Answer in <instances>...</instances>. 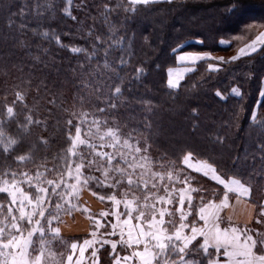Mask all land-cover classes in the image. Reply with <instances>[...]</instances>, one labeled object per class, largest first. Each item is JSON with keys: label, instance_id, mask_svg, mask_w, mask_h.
<instances>
[{"label": "trees", "instance_id": "obj_1", "mask_svg": "<svg viewBox=\"0 0 264 264\" xmlns=\"http://www.w3.org/2000/svg\"><path fill=\"white\" fill-rule=\"evenodd\" d=\"M105 6L111 11L106 12ZM131 7L129 0H72L71 4L68 0H0V121L5 122V135L17 140L7 152L0 144V180H11L6 173L34 175L38 166L40 171L62 166L61 157L71 147L67 120L75 125L82 113L105 107L119 85L122 92L114 101L118 108L99 114L107 116L108 126H119L123 136L131 133L132 142L139 141L142 148L147 144L154 167H181L183 155L192 151L197 159L215 166L224 179L251 184L255 217L249 229L254 236L264 233V48L227 64L221 61H230L241 46L264 31V0H161L137 5L135 12L125 10ZM73 47L86 52L73 53ZM185 51L208 53L211 58L198 61L177 89H169L168 72L178 66V53ZM121 59L126 63L121 65ZM17 92L24 100L13 105ZM6 105L14 107V117L7 116ZM29 114L42 123L30 125L25 132L17 125ZM71 131L74 135V127ZM21 155L27 159L19 161ZM189 174L197 189L192 192L191 222L201 196L205 203H218L225 189ZM46 175L54 178L52 173ZM84 188L74 199L76 204H82ZM86 189L95 192L93 197L101 204L107 199L101 201L100 196H119L121 191L95 182ZM0 203H9L6 194H0ZM173 206L168 207L176 210ZM200 242L202 238L193 245ZM123 250L117 244L113 253L110 244L104 245L98 252L100 264L114 260Z\"/></svg>", "mask_w": 264, "mask_h": 264}, {"label": "snow or ice", "instance_id": "obj_2", "mask_svg": "<svg viewBox=\"0 0 264 264\" xmlns=\"http://www.w3.org/2000/svg\"><path fill=\"white\" fill-rule=\"evenodd\" d=\"M68 2L71 4L72 0ZM129 2L132 7L125 10L135 12V6H147L156 3L157 0H129ZM167 2L171 3L172 0ZM105 11L111 9L105 6ZM72 19L75 20L76 17L73 16ZM20 27L23 29L26 25ZM43 35L48 36V32ZM97 41L99 42V37ZM258 48H264V32L256 36L250 44L240 48L239 54L233 56L230 61H224L223 58L221 61L225 64L230 63L240 56L257 52ZM70 51L79 53L86 52V49L73 47ZM105 55L107 56V51ZM210 58L197 53H186L180 55L178 60L195 64L197 61ZM120 63L123 65L126 61L121 59ZM105 66L107 67V64ZM208 67L213 69L211 64ZM193 70L186 68L184 72ZM182 79L183 73L170 69L168 88L177 89ZM232 91L240 95L238 89L233 88ZM121 92V87L115 86L111 96L105 100V107L97 108L96 113L93 114L82 113L75 125L71 119L67 120V135L71 140V147L67 149V154L61 157L62 166L45 168L44 171H40L38 166L34 175H30L27 171L19 174L6 173L5 175L11 176V180H0V194H6L9 198L7 205L0 203V216H3V219H0V264H61L50 247L52 241L58 239L60 234L59 227H53V223L61 222L62 213L70 215L79 208V205L73 201L78 199L81 188L87 187L90 182H95L98 187L112 188L114 191L126 184L127 187L122 193L125 198L122 200L117 199L115 194L99 197L101 201L107 199L113 204L112 209L101 212L100 217L112 216L113 221L100 219L94 221L97 231L107 224L112 231L103 235H119L120 239L119 241L96 239L97 231H93L90 233L93 238L84 239L79 245V258L76 259L75 264H81V261L86 259L85 252L89 248L92 249L91 257L94 258L92 264H98L99 248L96 245L99 244L100 248H103L104 245L110 244L112 252L115 253L118 243L132 251L122 258L116 254L114 264H133V261L137 264H264V233L257 232L254 236L251 229L233 225L230 217L228 225L221 226L223 219L220 212L228 207V194L236 193L238 200L240 197H248L252 192L251 184H246L240 179L225 181L218 174L215 166L205 160L197 159L192 151L186 152L182 157V163L186 167L202 173L205 177L223 185L225 189L219 203L212 200L205 203L204 197L201 196V206L197 209L196 218L189 222L188 217L192 215L193 208L192 192L197 191L190 188L192 178L185 175L182 181L185 187L176 189L173 185L171 191L168 184H164L166 195H155L151 190L159 191L157 178L163 181L164 176L151 170L152 161L147 154V144L141 148L139 141L132 143L131 133L123 136L119 126L109 127L107 116L99 115L118 108V104L114 101L119 98ZM23 100L24 95L17 92L16 100L12 104L15 105L17 101L23 103ZM5 107L8 117L16 115L13 106ZM89 115H91L90 120L87 119ZM4 123L0 121V144L4 145V151L7 152L17 140L5 135L2 127ZM41 123L29 114L24 117V122L18 123L17 126L27 132L30 125ZM73 127L74 135L71 131ZM261 151H264V146H261ZM26 159L27 157L23 155L18 157L21 162ZM96 172H99L100 176L92 174ZM47 173L54 174V178L49 179ZM18 175L20 179L17 178ZM167 175L168 181L173 182V172L169 171ZM261 178L264 179V175ZM176 180H179V174L176 175ZM22 185H26L27 188ZM137 192L144 193L142 203L136 195ZM174 193H178V197ZM130 194L132 198L128 199ZM93 195L96 193L93 192ZM54 197L55 203H53ZM174 202H178L179 205L175 213L168 207ZM161 204L165 206L158 207ZM5 207L7 215H4ZM261 207L264 208V205ZM82 210L88 211L86 208ZM14 211L18 215L14 214ZM176 214L179 217L178 223ZM166 216L167 220H165ZM261 216H264V211L261 212ZM42 221H45L47 226ZM198 221H202L203 224H198ZM257 223L261 221L258 220ZM37 234H39L37 240H34L33 237ZM198 238H202V242L193 245ZM70 247L72 254L67 256V264H72L78 244L72 243ZM197 255L201 258H195ZM221 256L225 259L221 260Z\"/></svg>", "mask_w": 264, "mask_h": 264}, {"label": "rangeland", "instance_id": "obj_3", "mask_svg": "<svg viewBox=\"0 0 264 264\" xmlns=\"http://www.w3.org/2000/svg\"><path fill=\"white\" fill-rule=\"evenodd\" d=\"M252 40L247 42L246 44H244L240 48L245 47L247 44L252 42ZM240 48L237 50L235 56H237L239 54ZM209 57H210V55H209ZM132 143H135V142H132ZM156 167H158V168H156ZM156 167H154V165L152 164L151 170L155 171V172H159V173H161V175L164 176L163 181H159L157 178V182L160 185L159 191L157 192L155 189L151 190L157 196L166 195V193L164 192V189H163L164 184H168L170 191H171L173 185L176 189L185 187L184 183H182L185 175H188L189 177H191L192 178L191 181L195 180L193 176H190V174H189L190 172L195 173L196 176L205 177L204 175H202V173H198V172L193 171L192 169L186 167L183 163H182V166L178 167V168L176 165L175 166H173V165H166V166L165 165H159ZM169 171L173 172V182H171V183L168 181V175L167 174ZM177 174H179V180L178 181L176 180ZM206 178L224 188L223 185L217 183L216 181L210 179L209 177H206ZM221 178L224 179L222 176H221ZM232 179L233 178L224 179V180L230 181ZM126 187H127L126 184L120 186L121 191L119 193V196H116L117 199H121V197H122V199L125 198L122 193ZM86 188H84V190L82 191L81 197L79 199V201L82 204H77V205H79V208L77 210H74L70 215L69 214H65V215L61 214V217H60L61 222L56 223V227H59V229H60V234H59L58 239H55L52 241L50 247H51V250L56 253V257L58 260L61 261V264H67V256L72 254V250H71L70 246L72 243H77L78 248L76 250V253L73 255V262H72V264H75L76 259L79 258V245L82 244L84 239H92L93 237H91L90 233H92L93 231H97L95 228V223H94L95 220L100 219L102 221H113L112 216H108L107 218H102L99 215L103 211H110L113 207V204L108 200H107V203H103V204L99 203L93 197L92 193L90 191H88ZM190 188H193L191 182H190ZM136 195L140 198V202L142 203L144 193L143 192H137ZM174 195H177V197H178V193H174ZM228 195H229L228 207H226V208H230L231 204L233 203V197H234V195L232 193H229ZM128 197H129L128 199H131L132 198L131 194ZM73 202L75 203V201H73ZM173 204H174V206H173L174 209H176L179 206L178 202H174ZM164 206L165 205H162V204L158 205V207H164ZM84 208L88 209V211L84 212L82 210ZM226 208H224L220 212V215L223 219V223L221 225L222 227L227 226L229 223V218L226 217V215H227V213L225 212ZM121 210H122V205H121ZM171 211L173 213H175V210H173L172 208H171ZM134 215H135V213H134ZM122 219H123V217H122ZM166 219H167V217H165V220ZM176 220L178 223L179 222L178 214H176ZM133 223H135V221H133ZM202 224H203V222H202ZM232 224L234 225V223H232ZM111 231H112L111 227L106 224L105 227L100 228L97 231L96 239H101V238L102 239H109L110 238V239H113L114 241H119V239H120L119 235H115V236L103 235L105 232H111ZM117 232H119V229H117ZM84 234L87 236H85L84 238H81L80 239L81 241L78 239L75 240L76 237H79L80 235L82 236ZM33 239L37 240V237H35ZM96 247L100 249L99 244H97ZM140 247L142 249L143 246L141 245ZM123 249H124L123 250L124 252L119 253L121 258L124 255H129L130 252L132 251V249H127L124 246H123ZM91 251H92L91 248L87 249V251L85 252L86 259L82 260L81 264H92V261L94 258L91 257ZM98 258H99V256H98ZM98 264H100V258L98 259ZM107 264H114V260L108 261ZM133 264H137V262L133 261Z\"/></svg>", "mask_w": 264, "mask_h": 264}, {"label": "crops", "instance_id": "obj_4", "mask_svg": "<svg viewBox=\"0 0 264 264\" xmlns=\"http://www.w3.org/2000/svg\"><path fill=\"white\" fill-rule=\"evenodd\" d=\"M157 1H161V0H157ZM262 32H264V31H262ZM186 53H197V54L209 57V55L207 53H204V52L185 51V52L178 53L177 60H178V57L180 55H183ZM195 64L183 63V62L178 60V66H176L175 68H173L171 70L179 71V72L183 73V76H184L187 73V72H184V69L192 68L193 65H195ZM168 78H169V72H168ZM232 194L234 195L233 203L231 204L230 208H226V210H225V212L227 213L226 217L227 218L230 217L231 222L234 223L235 226H238L240 228H248L249 229L250 224H252V221L254 220V217H255V206L251 203L250 196L240 197V199L238 200L237 194L234 192H232ZM262 204L264 205V201ZM223 259H225V258L223 256H221V260H223Z\"/></svg>", "mask_w": 264, "mask_h": 264}]
</instances>
